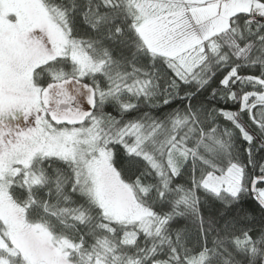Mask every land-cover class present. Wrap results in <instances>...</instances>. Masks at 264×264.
<instances>
[{
	"label": "snow or ice",
	"instance_id": "6c2138e0",
	"mask_svg": "<svg viewBox=\"0 0 264 264\" xmlns=\"http://www.w3.org/2000/svg\"><path fill=\"white\" fill-rule=\"evenodd\" d=\"M257 140L264 0H0V264H264Z\"/></svg>",
	"mask_w": 264,
	"mask_h": 264
},
{
	"label": "trees",
	"instance_id": "16d2710c",
	"mask_svg": "<svg viewBox=\"0 0 264 264\" xmlns=\"http://www.w3.org/2000/svg\"><path fill=\"white\" fill-rule=\"evenodd\" d=\"M215 86H216V85L214 84L213 87H215ZM209 95H210V90H209V92H205V93L203 94V96L201 97V99H202L206 104H208V98H209ZM212 103L215 104V102H212ZM218 106H219V107H228V108H230V109H232V110H235V108H236V105L233 104L231 101H229L227 105H225L223 102H221ZM172 107H173V108L180 107L179 102H178V101H177V102H174L173 105H172ZM105 110H106V111L113 112V115H116V113L113 111V108H112L111 105H107L106 108H105ZM170 110H171L170 108H167V107L164 108V112H168V111H170ZM157 114H160V113L153 112V115H157ZM132 115L135 116L136 113H133ZM246 147H247L246 144H243V145H242V149H243V148H246ZM254 148L256 149V150L254 151V157H255V159L258 160V161H262V160H264V150H260V149H261V142H260L259 140H257V141L255 142V144H254ZM241 157H242V159L246 158V153H244L243 150L241 151ZM184 179H187V177H185ZM243 206H244L245 208H255V203H254L253 200H251V199H249V198H246V199L243 201ZM255 216H256L257 218H259L260 213H259L258 210L255 212ZM185 225L188 227L189 234H190V236L192 237V240H193V243H194V242H195V239H196V235H195V234H196V228H195V226L191 223V221H187V222H185V221L182 220L180 226H181V227H184Z\"/></svg>",
	"mask_w": 264,
	"mask_h": 264
}]
</instances>
